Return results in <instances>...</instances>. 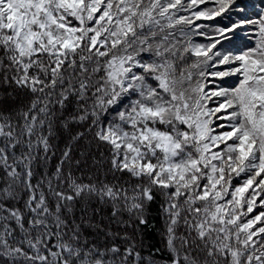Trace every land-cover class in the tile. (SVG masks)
Wrapping results in <instances>:
<instances>
[{
    "label": "snow or ice",
    "instance_id": "obj_1",
    "mask_svg": "<svg viewBox=\"0 0 264 264\" xmlns=\"http://www.w3.org/2000/svg\"><path fill=\"white\" fill-rule=\"evenodd\" d=\"M0 264H264V0H0Z\"/></svg>",
    "mask_w": 264,
    "mask_h": 264
},
{
    "label": "trees",
    "instance_id": "obj_2",
    "mask_svg": "<svg viewBox=\"0 0 264 264\" xmlns=\"http://www.w3.org/2000/svg\"><path fill=\"white\" fill-rule=\"evenodd\" d=\"M150 240L152 243H156V241L158 240V237L155 236V234L153 233L151 236H150Z\"/></svg>",
    "mask_w": 264,
    "mask_h": 264
}]
</instances>
